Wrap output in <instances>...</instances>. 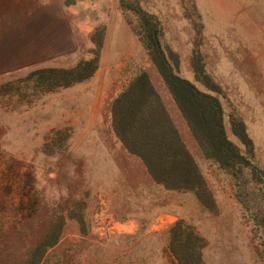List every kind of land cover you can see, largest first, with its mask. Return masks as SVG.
<instances>
[{
  "label": "rangeland",
  "instance_id": "1",
  "mask_svg": "<svg viewBox=\"0 0 264 264\" xmlns=\"http://www.w3.org/2000/svg\"><path fill=\"white\" fill-rule=\"evenodd\" d=\"M62 1L76 49L36 69L79 61L95 68L81 81L50 90L31 75L35 68L0 78V264H32L36 257L38 264H171L164 250L168 228L179 218L204 237V264H264V200L250 191V217L227 175L208 170L141 41L139 16L128 6L138 3L156 16L160 42L178 61V74L203 91H217L229 138L243 148L230 129L232 114L264 168V0ZM194 61L206 83L196 77ZM142 73L198 161L213 212L189 192L155 184L116 138L113 101ZM58 225L61 237L43 252L46 232Z\"/></svg>",
  "mask_w": 264,
  "mask_h": 264
},
{
  "label": "trees",
  "instance_id": "2",
  "mask_svg": "<svg viewBox=\"0 0 264 264\" xmlns=\"http://www.w3.org/2000/svg\"><path fill=\"white\" fill-rule=\"evenodd\" d=\"M128 6L139 16L140 31L144 35L141 41L149 49L152 62L208 170L212 172V166L227 175L234 197L253 217V193L250 191L254 190L258 198L264 200V168L251 154L252 143L243 123L232 114L227 115L231 132L243 145L241 148L227 134L225 110L217 91H203L191 80L180 76L178 61L166 52L160 42L162 28L156 16L142 10L138 3ZM193 63L195 75L201 80V66L196 61ZM89 65L79 61L69 68H37L31 75L36 77L37 83L50 90L85 79L95 68L88 70ZM127 92H132V96ZM123 99L129 100L127 105L121 101ZM112 116L116 138L130 155L138 157L155 184L168 191L189 192L202 208L211 212L215 210L214 197L198 161L185 144L177 125L168 117L160 97L144 73L135 76L128 89L113 101ZM76 220L82 227L83 216L76 217ZM59 227L56 230L50 227L46 232L43 252L58 242L61 237ZM205 246L206 241L196 228L179 218L168 228V244L164 251L171 264H204L202 252ZM36 258L32 264H38Z\"/></svg>",
  "mask_w": 264,
  "mask_h": 264
},
{
  "label": "crops",
  "instance_id": "3",
  "mask_svg": "<svg viewBox=\"0 0 264 264\" xmlns=\"http://www.w3.org/2000/svg\"><path fill=\"white\" fill-rule=\"evenodd\" d=\"M75 49L74 32L62 0H0V78L50 64ZM171 102L185 125L172 97Z\"/></svg>",
  "mask_w": 264,
  "mask_h": 264
}]
</instances>
